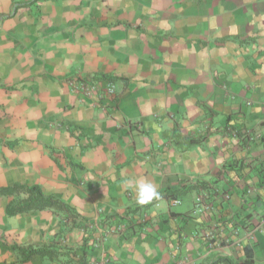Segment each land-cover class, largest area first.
<instances>
[{
	"label": "crops",
	"instance_id": "0c3cea01",
	"mask_svg": "<svg viewBox=\"0 0 264 264\" xmlns=\"http://www.w3.org/2000/svg\"><path fill=\"white\" fill-rule=\"evenodd\" d=\"M128 178L160 199L136 210ZM15 183L74 215H8L23 195L0 196V264H264V227L247 236L264 219V0H0V187Z\"/></svg>",
	"mask_w": 264,
	"mask_h": 264
},
{
	"label": "trees",
	"instance_id": "16d2710c",
	"mask_svg": "<svg viewBox=\"0 0 264 264\" xmlns=\"http://www.w3.org/2000/svg\"><path fill=\"white\" fill-rule=\"evenodd\" d=\"M200 140H191L189 145L196 144ZM206 188V182H197L196 184H191L185 186L183 191H191L200 188ZM7 195H23V197L14 199L10 201L6 206V213L8 215H17L20 213L44 210V209H54L58 212H64L69 215H74V210L65 201L60 198L47 194L40 185H28L15 183L11 186L0 187V196ZM140 205L136 208L139 209ZM13 250H16L21 254L23 261H27L33 255H42L51 260H55L61 254V250L54 245H43V246H11ZM248 255L250 250H247ZM203 264H256L252 257H247L246 259H237L233 256L228 255H214L210 257Z\"/></svg>",
	"mask_w": 264,
	"mask_h": 264
},
{
	"label": "clouds",
	"instance_id": "9594fccd",
	"mask_svg": "<svg viewBox=\"0 0 264 264\" xmlns=\"http://www.w3.org/2000/svg\"><path fill=\"white\" fill-rule=\"evenodd\" d=\"M124 187L135 193V201L138 205H147L154 199H160L157 186L146 179L128 178L124 182Z\"/></svg>",
	"mask_w": 264,
	"mask_h": 264
},
{
	"label": "built area",
	"instance_id": "2783aa9c",
	"mask_svg": "<svg viewBox=\"0 0 264 264\" xmlns=\"http://www.w3.org/2000/svg\"><path fill=\"white\" fill-rule=\"evenodd\" d=\"M96 87H97L96 84L90 81L81 82L80 84L76 86V88L87 97L92 96V94L96 90ZM107 91L109 94H114L116 91L115 86L113 84H110L107 88ZM261 227H264V219H261L258 222V224L255 225L254 228H251L249 231H247L248 232L247 236L252 237L254 235V232L261 229ZM211 239H212V236H211ZM239 245H241V243Z\"/></svg>",
	"mask_w": 264,
	"mask_h": 264
}]
</instances>
